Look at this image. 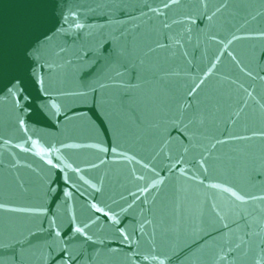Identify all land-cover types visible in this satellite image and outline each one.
<instances>
[{
  "label": "water",
  "instance_id": "95a60500",
  "mask_svg": "<svg viewBox=\"0 0 264 264\" xmlns=\"http://www.w3.org/2000/svg\"><path fill=\"white\" fill-rule=\"evenodd\" d=\"M0 264H264V0H0Z\"/></svg>",
  "mask_w": 264,
  "mask_h": 264
},
{
  "label": "snow or ice",
  "instance_id": "6c2138e0",
  "mask_svg": "<svg viewBox=\"0 0 264 264\" xmlns=\"http://www.w3.org/2000/svg\"><path fill=\"white\" fill-rule=\"evenodd\" d=\"M233 195H235V194H233Z\"/></svg>",
  "mask_w": 264,
  "mask_h": 264
}]
</instances>
